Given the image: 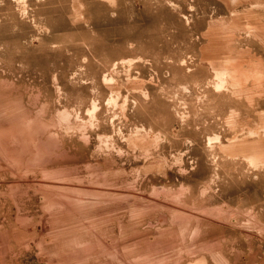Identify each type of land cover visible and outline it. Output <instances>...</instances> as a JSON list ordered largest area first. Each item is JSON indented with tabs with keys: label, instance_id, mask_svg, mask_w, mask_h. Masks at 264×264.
Returning <instances> with one entry per match:
<instances>
[{
	"label": "rangeland",
	"instance_id": "374dc122",
	"mask_svg": "<svg viewBox=\"0 0 264 264\" xmlns=\"http://www.w3.org/2000/svg\"><path fill=\"white\" fill-rule=\"evenodd\" d=\"M0 264H264V0H0Z\"/></svg>",
	"mask_w": 264,
	"mask_h": 264
}]
</instances>
